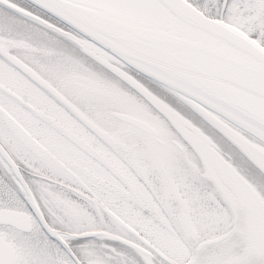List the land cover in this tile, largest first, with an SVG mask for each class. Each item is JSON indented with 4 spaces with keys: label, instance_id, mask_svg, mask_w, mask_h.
Segmentation results:
<instances>
[{
    "label": "snow or ice",
    "instance_id": "snow-or-ice-1",
    "mask_svg": "<svg viewBox=\"0 0 264 264\" xmlns=\"http://www.w3.org/2000/svg\"><path fill=\"white\" fill-rule=\"evenodd\" d=\"M0 264H264V0H0Z\"/></svg>",
    "mask_w": 264,
    "mask_h": 264
}]
</instances>
